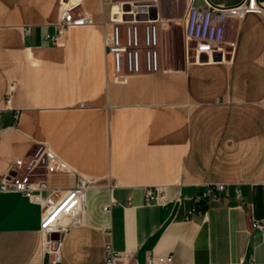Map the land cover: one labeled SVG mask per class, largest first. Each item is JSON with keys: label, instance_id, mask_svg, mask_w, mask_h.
Masks as SVG:
<instances>
[{"label": "crops", "instance_id": "1", "mask_svg": "<svg viewBox=\"0 0 264 264\" xmlns=\"http://www.w3.org/2000/svg\"><path fill=\"white\" fill-rule=\"evenodd\" d=\"M58 1L0 0V180L35 143L70 169L45 175L47 187L89 180L82 224L61 236L57 264H104L107 244L133 252L137 264L160 256L264 263V233L252 224L264 219V14H247L229 32L236 44L223 43V58L195 61L182 44L185 17L160 9L161 71L119 83L104 52L100 0H78L90 23L53 44L43 36ZM216 183L224 189L203 197ZM148 185L162 188L160 203L143 204ZM39 219L36 203L0 193V264H50Z\"/></svg>", "mask_w": 264, "mask_h": 264}, {"label": "built area", "instance_id": "2", "mask_svg": "<svg viewBox=\"0 0 264 264\" xmlns=\"http://www.w3.org/2000/svg\"><path fill=\"white\" fill-rule=\"evenodd\" d=\"M102 25L109 26L103 36L105 55L111 60L113 79L124 83L129 76L151 74L161 71V29L164 23L160 16V0H100ZM57 20L52 33H44V39L53 44L63 38L73 25L90 23V18L79 8V1H58ZM252 12L264 14V2L241 0L234 5L206 2L204 7L188 6L183 30V47L188 57L195 61L203 54L223 58V43L233 48L235 40L227 39L237 31L239 23ZM23 27L22 34H28ZM68 166L54 155L45 144L35 143L25 158L15 160L8 175L0 180V193L16 192L40 208L38 230L41 234L43 251L50 255V264L59 261L60 239L70 227L81 225L84 214V192L89 180L78 177L67 189L47 187L45 175L67 172ZM224 189V184L209 185L203 197H215ZM47 191L45 196L41 193ZM162 188L148 185L143 189V204L160 203ZM109 205L103 210L107 211ZM61 209V210H60ZM195 208L193 209V211ZM253 227L264 233V219L253 220ZM104 264H137L133 252L114 251L110 244L105 246ZM145 264H172L171 256L149 257ZM230 264H264L254 258L239 257Z\"/></svg>", "mask_w": 264, "mask_h": 264}, {"label": "rangeland", "instance_id": "3", "mask_svg": "<svg viewBox=\"0 0 264 264\" xmlns=\"http://www.w3.org/2000/svg\"><path fill=\"white\" fill-rule=\"evenodd\" d=\"M186 8L187 0H160V9L163 13V16L170 18L173 21H175L177 18L183 19L186 14ZM165 33L169 34L167 31ZM183 43L184 42L182 38V44Z\"/></svg>", "mask_w": 264, "mask_h": 264}, {"label": "bare ground", "instance_id": "4", "mask_svg": "<svg viewBox=\"0 0 264 264\" xmlns=\"http://www.w3.org/2000/svg\"><path fill=\"white\" fill-rule=\"evenodd\" d=\"M70 2H75L76 0H69ZM61 210V209H60Z\"/></svg>", "mask_w": 264, "mask_h": 264}]
</instances>
